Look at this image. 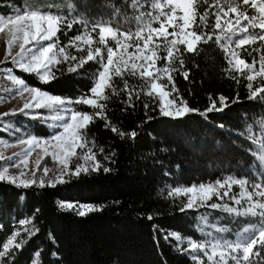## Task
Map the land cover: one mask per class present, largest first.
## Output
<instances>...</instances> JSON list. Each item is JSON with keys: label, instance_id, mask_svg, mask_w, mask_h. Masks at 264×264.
<instances>
[{"label": "trees", "instance_id": "obj_1", "mask_svg": "<svg viewBox=\"0 0 264 264\" xmlns=\"http://www.w3.org/2000/svg\"><path fill=\"white\" fill-rule=\"evenodd\" d=\"M63 2L65 8L59 12L40 8L65 15L69 20L76 17L89 22L88 31L93 43L74 41L66 48L70 56L77 57V61L86 57L89 47L93 51L100 47L106 60V48L99 44V29L91 31L93 22L110 24L124 32L136 30L133 18L138 15V10L132 7L131 0ZM152 2L139 0L144 5L139 11L157 14V10L151 8ZM229 4H239L249 15H258L255 9L243 5L240 0H198L196 23L199 24V16L207 9V31L212 33L213 39L208 43L201 42L196 52H184L183 68L179 59L170 66L175 68L171 75L177 91L172 96L177 98V102L182 98L190 108L202 111L209 106L210 97L215 99L223 95L228 98V107L222 112L209 113L207 119L196 113H190L183 119L164 117L160 112L159 97L145 94L147 78L127 71L123 78L113 76L112 83L118 94L113 95L111 89H107L109 99L100 101L105 105L104 115L110 125L106 126L105 119L94 116L93 122L85 129L88 147L96 153V159L102 165L98 171L89 170L79 176L65 177L66 182L57 183L55 187L33 185L23 188L0 182V250L15 233H19L17 243L24 241L22 248L12 247L7 256L0 258L2 264H37V261L39 264H196L193 255L208 264L204 254L185 251L188 240L209 244L232 241L242 227L260 225L259 216L247 215L236 222L234 233H224L215 226L217 218L204 221L207 209L219 214L221 209L194 207L181 211L187 198L180 194L169 195L176 188L214 184L229 177L242 176L255 162L260 148L256 135L263 127L264 99H249V82L229 66L225 51L215 42L219 32L214 31V13L221 8L227 10ZM28 5V0H0V16L14 15ZM221 16L222 24L224 20L234 18L232 13L223 17L221 12ZM144 19L147 21L149 17L145 15ZM192 28L201 30L195 24ZM83 32L81 24H75L70 31L63 28L58 34L60 46L69 45L76 35ZM242 35L238 34L234 40ZM178 46L183 51V45ZM232 49L239 53L240 58L252 63L254 58L258 61L261 57V51L253 49H264V41L241 48H235L233 44ZM159 55L163 57L166 52L161 50ZM99 59L96 57V61ZM77 61L55 65V79L50 82H42L35 74L16 69L13 73L25 79L30 86L74 100L93 86V78L100 69L99 63L88 61L77 71L69 72L68 68ZM157 66L164 67L166 62L161 59ZM183 70L189 71L188 79L181 74ZM125 81L129 89L139 92L138 99L133 93V107L122 103L128 95L123 90ZM261 82H264V76H256L252 81L254 87ZM159 83L168 85L167 76ZM167 90L171 91V85ZM73 107L90 114L96 111L84 104ZM40 112L42 116L51 114L47 109ZM7 120L14 127L12 139L20 136L47 138L57 130L50 128L44 119H33L23 114L13 115ZM112 126L125 135L121 137L114 133ZM132 131L137 132L135 139L128 135ZM0 136L8 138L4 133ZM84 151L86 149L78 148L77 153ZM104 167L110 170L104 171ZM228 200L229 205H235ZM215 201L218 200L213 196L208 203ZM60 202L91 205L98 210L80 216L76 210L62 208ZM32 231H35L34 235H30ZM172 233H178L181 239L176 240ZM36 253H39L38 257ZM261 254L264 255V250Z\"/></svg>", "mask_w": 264, "mask_h": 264}, {"label": "snow or ice", "instance_id": "obj_2", "mask_svg": "<svg viewBox=\"0 0 264 264\" xmlns=\"http://www.w3.org/2000/svg\"><path fill=\"white\" fill-rule=\"evenodd\" d=\"M197 3L198 0H153L151 8L159 10L158 14L153 11L147 13L139 11L144 5L139 3V0H131L132 7L138 10V15L133 19L136 22L135 31H120L119 28H114L110 24L103 22H93L91 24V31L95 32L99 29V44L104 45L107 51L106 60L102 54V49L96 47L94 51L89 47L86 57H80L77 61L76 56H70L66 48L72 46L74 41H83L91 45L93 43L91 34L89 33V22L84 19L71 20L65 15L53 13L51 11H43L40 7L35 5H28L18 10L14 15L4 17L0 16V33L8 30L10 39L7 43L6 56L11 55L13 45L19 41V51L12 56L11 63L16 67L17 71H23L26 74H35L42 82H50L55 79L53 68L55 65L67 62L69 60L77 61L69 68V72L77 71L83 67L88 61H96V57L100 59L96 61L100 65L95 77L93 78V86L88 89L87 93L78 96L76 99L62 98L60 96L51 95L46 91L35 86H30L25 79L18 77L13 73L11 68L6 70V78L13 82L16 87L15 92L19 96L29 94V99L19 109L20 113L30 116L33 119L47 120V116H42L37 113V109H47L54 113L51 120L57 122L52 125L53 133L47 138H37L35 136L23 139L22 144L28 145L23 153L14 154L13 157L5 158L0 154V160L8 159L10 161L7 165H0V182H7L14 184L16 187L28 188L33 185L39 187L51 186L55 187L57 183H65V177L79 176L81 173H87L89 170L98 171L102 165L96 159V153L91 147H88L87 133L85 129L93 122L94 116L106 120V126L110 125L104 115L105 105L100 101H106L109 96L106 94L107 89H111L113 95L118 94L117 89L112 83L113 76H120L123 78L127 71L131 75H137L141 78H147L146 95L152 96L155 94L159 97V107L161 115L172 119H183L190 113H196L204 116L206 119L211 112H222L224 108L228 107V98L220 95L213 99L210 97V104L204 110L190 108L186 101L182 98L177 102V98L172 96L176 92L174 78L171 71L175 68L170 67L173 62L179 59L181 68H183L184 60L182 59L184 52H196L201 42L208 43L213 39L211 32L208 29V10L199 16V24L197 21ZM243 5L250 6L255 9L258 15H249L247 10L241 9L239 4L233 6L228 5L227 10L221 8L220 11L214 13L215 23L214 31L218 30L219 34L215 36V42L220 44L226 53L229 66L244 75L247 81V88L249 90V99H264V82L257 87L253 86L252 81L256 76H264V49H253V51H261L259 61V71L255 70L257 64L254 58L252 63H248L244 58H240L238 52L232 49L255 43L256 41H264V0H240ZM165 7L170 8V11H164ZM119 14V9L116 10ZM177 12L180 15H177ZM229 17V14H234L233 19L224 20L222 24V16ZM147 15L149 19L145 21L144 17ZM247 21V23H242ZM75 24H81L84 28L83 34H78L70 41L67 46H60L59 33L63 28L72 30ZM158 24V27H154ZM201 28L200 31L194 30L193 25ZM169 28L172 31H169ZM252 29V31H250ZM259 29V32L255 30ZM238 34H244L241 38L234 40ZM154 36L156 39L154 40ZM169 37H172L169 39ZM115 42V49L109 46L108 40ZM133 39L142 41L133 45L130 43ZM223 42V43H221ZM178 45H183V51ZM129 48L134 51L129 52ZM122 49V51H121ZM81 50V49H77ZM163 50L166 52L165 56H160L159 52ZM119 53V56H117ZM230 53V55H229ZM114 57L116 59L114 60ZM163 59L166 66L158 67L157 62ZM247 70V72H245ZM185 79L189 77V71L183 70L181 73ZM167 76L168 85H171V91H168V85L158 83L163 77ZM237 83L239 81L237 80ZM124 91H127V99L122 101L127 107H133L132 98L135 93L137 99L139 92L135 89H129L128 82H124ZM236 101H233L235 103ZM217 103L219 106H217ZM84 104L96 110L90 114L77 110L73 105ZM148 107L147 104L144 105ZM13 110L12 114H15ZM9 115L8 112L0 114V117ZM264 125V121H261ZM223 127V125H221ZM114 133H118L121 137L125 135L115 126L111 127ZM132 139L137 136L136 131L128 133ZM33 146L40 147L45 156L51 155L54 161L62 166L61 172L55 178L45 179L48 177L49 169H43V176L37 178L36 172L40 170L41 160L36 161V168L31 170V176L24 169L28 168L29 157L32 154ZM264 148V143L261 144ZM86 149L82 153H77V149ZM101 152L103 149L100 150ZM83 163H77L73 169L71 162L73 158ZM43 157H41L42 159ZM107 158V157H106ZM258 159L264 163V154H261ZM91 161V163H89ZM23 169L18 175L10 174L9 169L12 167ZM104 167V171H109ZM233 185H238L240 192L237 195H232L231 190ZM249 181L246 179H235L229 177L228 179L216 181L214 184H200L193 185L187 188H176L174 192L169 195L184 194L188 195L187 203L181 208L191 209L194 207H210L212 209H221L228 213H235L236 215H251L259 216L261 223L259 228L244 229L238 238L234 241H215L209 243H198L193 240H188V248L185 251L191 253L202 252L207 257L208 264H229V260L234 264H264V255L261 254L264 250V184L255 181L251 182L252 191H249ZM223 189V192L221 190ZM215 196L218 200H224L228 197L232 202L241 205L242 208L229 207L227 203H211ZM254 197H257L254 199ZM246 202L247 206L243 204ZM62 208L73 209L74 205L70 202H60ZM78 215L84 216L89 211H96L94 206L82 205ZM152 219V217H148ZM23 223H28L24 221ZM223 231V229H218ZM35 231H38L36 229ZM35 231L30 232L34 235ZM19 233L13 234L7 239V242L2 245L0 250V258L9 254L12 247L20 249L23 247L24 241L16 242V237ZM176 240L181 237L178 233L171 234ZM258 246V247H257ZM37 257L39 253L35 254ZM218 257V259H216ZM192 259L196 264H204L199 256L193 255ZM2 264V259H0ZM37 264L39 262L37 261Z\"/></svg>", "mask_w": 264, "mask_h": 264}, {"label": "rangeland", "instance_id": "obj_3", "mask_svg": "<svg viewBox=\"0 0 264 264\" xmlns=\"http://www.w3.org/2000/svg\"><path fill=\"white\" fill-rule=\"evenodd\" d=\"M160 2H163V0H160ZM28 4L29 5L30 4L35 5L38 7H46V8L54 9L57 12L62 11L65 8V4H64L63 0H28ZM164 11L168 12V11H170V8L165 7ZM157 12H159L158 9H157ZM177 15L179 16L180 13L177 12ZM242 23H247V21H242ZM153 26L158 27L159 25L154 24ZM169 31L171 32L172 29L169 28ZM250 31H252V29H250ZM255 31L259 32L260 30L256 29ZM9 39H10V37H9L7 29L5 30L4 33H0V114L5 113V112L9 113V115H7V116L0 117V133H4V134L8 135V138L0 136V154H2L5 158L13 157L14 154L23 153L26 149H28V145L20 143L21 140L27 139L26 137L20 136L17 139H12L14 137V133H13L14 127L8 122L7 119H8V117H12L13 115H16V114H23V113L19 112V109L30 98L29 94H27V93H25L24 96L17 95L15 92V89L17 86H15L12 81H10L9 79L6 78V70L7 69H9V68H11L12 70L16 69V67L11 63V60H12V56H14L19 51V46H18L19 41H17L16 44L13 45V47L11 49V55L6 56V51H7V43L6 42ZM155 39H156V37L154 36V40ZM130 43H132L133 45H135L136 43H140L142 45L143 42L133 39L132 41H130ZM108 44H109V46H112L115 49V42L114 41L109 39ZM247 45H252V43L247 44ZM244 46H246V45H244ZM241 47H243V46H241ZM121 51H122V49H121ZM132 51H134V49L129 48V52H132ZM117 56H119V53H117ZM115 59H116V57H114V60ZM259 61H260V59L257 61V64L255 66L256 71H259ZM157 82L159 83V81H157ZM42 109H37L35 111L37 113L41 114L40 111ZM13 110H16L15 114H12ZM53 114L54 113L51 112L50 116H47L48 119L44 120L47 123V125L52 129H54L52 127V125L57 123V122L51 120V116ZM28 117H30V116H28ZM256 139L260 143V148H259L258 152L256 153L255 162L249 168H247L244 171V174L242 176H238L235 178V179H246V180H248L249 181V186H248L249 191H252V188H251V182L252 181L264 184V163H261V161L258 159V157L261 154H264V148L261 147V144L264 143V125L257 132ZM41 157H43V158L41 159ZM28 159H29L28 168L24 169V170L26 172H28L29 177L31 176V170H34L36 168V161L38 159L41 160V163H40V170L36 172L37 178L43 176V169L45 167H47L49 169L48 177H45L46 180L49 178H55L61 172L62 166L58 163V161H54L52 159L51 155L45 156L40 147L33 146L32 154ZM78 162L83 163V161H78L75 157L72 159L71 166L73 169L75 168V166ZM9 163H10V161L8 159L0 160V165H7ZM89 163H91V161ZM21 169H23V165H21L20 168L12 167L9 169V172H10V174L18 175L19 172L21 171ZM9 184H11V183H9ZM234 187H235V189H234ZM239 192H240L239 186L233 185L232 190H231V194L232 195L235 194L238 196ZM180 195H183L188 199V195H191V194H188V195L180 194ZM255 198H257V197H254V199ZM227 201H229L228 198H227V200L215 201V203L218 202L219 204H224V203H227ZM80 206H82V205H74L73 210H76L78 212L79 210H81ZM243 206L244 207L247 206L246 202L243 204ZM229 207L242 208L241 205H237V204H235L234 206L229 205ZM218 209L219 208H217V210ZM206 212H207V214H205V216H204L205 222H208V220H210V219L217 218L215 220L216 228L217 229L221 228V229H223L222 232H224V233L228 232L229 234H232L236 231V228H235L236 222L238 220H242V218L246 217L244 215L238 216L235 213L230 214V213L225 212V211H222L219 214V213H215L211 210L208 211V209H207ZM211 215H214V216L211 217ZM259 226L260 225H258V224L257 225H254V224L246 225L237 231L236 236L238 238V236L241 234V232L246 228L252 230V229L259 228ZM232 241H234V240H232ZM229 242H231V241H229ZM200 253L203 254L202 252H200ZM33 264H36V263L34 262ZM229 264H234V262L232 261V263H229Z\"/></svg>", "mask_w": 264, "mask_h": 264}]
</instances>
